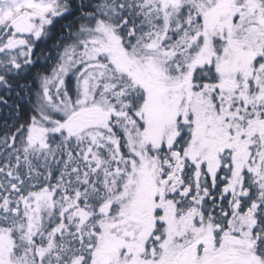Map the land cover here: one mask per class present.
<instances>
[{"label": "snow or ice", "instance_id": "1", "mask_svg": "<svg viewBox=\"0 0 264 264\" xmlns=\"http://www.w3.org/2000/svg\"><path fill=\"white\" fill-rule=\"evenodd\" d=\"M0 108V264H264V0H0Z\"/></svg>", "mask_w": 264, "mask_h": 264}, {"label": "trees", "instance_id": "2", "mask_svg": "<svg viewBox=\"0 0 264 264\" xmlns=\"http://www.w3.org/2000/svg\"><path fill=\"white\" fill-rule=\"evenodd\" d=\"M59 29V26H57V30ZM53 39H55V36H53ZM52 44V40H49L46 44L42 45V48H50ZM41 64H44L43 59L40 62ZM13 102L17 103H24L22 100H17L15 97H13V100L10 101V104ZM14 118V114L11 113L8 109L0 108V123L4 121L11 122Z\"/></svg>", "mask_w": 264, "mask_h": 264}]
</instances>
